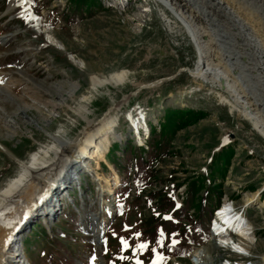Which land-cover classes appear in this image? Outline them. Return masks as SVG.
Instances as JSON below:
<instances>
[{
  "label": "rangeland",
  "instance_id": "374dc122",
  "mask_svg": "<svg viewBox=\"0 0 264 264\" xmlns=\"http://www.w3.org/2000/svg\"><path fill=\"white\" fill-rule=\"evenodd\" d=\"M226 1L244 21L242 36L251 37L252 42L257 39L264 51V0ZM70 2L0 0V88L7 89L9 100L6 108L2 106L3 113L13 117L18 112L23 113L21 110L25 108L29 110L31 105L37 104L39 108L20 116V123L30 122L33 126H16L13 130L17 135L12 139L8 138L10 133L5 131L4 124L1 125L0 190L18 175L19 162L27 161L40 145L47 143L50 132L45 131V126L52 125L53 132L67 127L71 134L66 146L77 145V141L82 142V131L88 122H99L107 115L115 121L116 127L109 135L110 152L106 160L119 165L118 172L124 173L123 177L128 173L130 177L122 179L117 175L116 180V169L105 170L100 165L101 174L93 173L84 180L81 177L83 187L79 188L77 171L83 169L86 174L84 171L90 169L93 172L97 165L78 162L74 168L78 170L73 169L68 174L74 179V201H64L58 212H43L45 221L51 219L52 229L45 234L44 226L39 225L34 231L36 234L30 235L38 239L28 238L31 240L28 257L37 264H136L137 260L152 264L159 254L164 257L160 264H223L230 252L223 248L218 251L216 244H207L206 222L199 225L198 221H180L172 230L168 227L163 231V247L148 239L145 225L153 214L160 213L157 210L159 198L150 200V194L160 191L164 196L168 193L171 197H182L189 182L210 172L213 156L232 146L236 153L224 181V196L245 208L252 222L247 223V228L254 227L255 238L252 236L253 240L249 241L252 245L246 248L251 256L246 261L264 264V123L247 116L253 110L250 100H254L255 95L250 69L243 63L244 54L234 48L241 39L231 31L240 32L239 23L225 15L232 23L224 21L222 24L215 12H211L215 17L205 33L201 24L166 0H100V7L92 12L68 9ZM206 43L217 52L209 49L206 57ZM205 59L210 70L215 69L214 74L208 76L213 81L193 75ZM121 72L129 75L125 85L106 86L92 96L93 77H109ZM49 86L71 98L76 92L77 102L91 94L93 105L86 110L91 116L79 122L67 109L71 105L76 107V101L75 104L64 103V114L47 108L27 91ZM22 98L24 102L19 103ZM65 99L58 97L55 103L62 104ZM256 102L255 110H261L263 115L264 107ZM137 106L145 109L157 129L156 122L164 110L201 111L205 117L179 131L167 147L168 155L149 160V165L142 167L135 177L131 170L133 164L126 159L129 155L124 153L126 142L131 143L133 139L124 117L130 112L129 119H134L133 109ZM38 110L49 114L44 117V123L36 121L40 117ZM155 134L159 137V133ZM66 151L68 157L75 153ZM65 171L67 169L61 166L48 178L40 180L34 198L17 216L15 224L20 231L15 238L28 236L31 227L39 223L38 216L47 206L45 201L42 203L47 197L43 195L44 190H51L54 182L53 189H56ZM221 182L220 178L216 180V184ZM178 184L182 186L175 194L171 185ZM87 217L94 219L90 226L84 224ZM136 233L141 234L138 239ZM240 235L245 238L248 232ZM121 237L128 240V249L122 247ZM173 240L179 242L173 244ZM139 243H148V249L136 250ZM15 248L22 255L19 240L12 244L10 254L16 255ZM196 248H201L198 251L201 254L192 263Z\"/></svg>",
  "mask_w": 264,
  "mask_h": 264
},
{
  "label": "bare ground",
  "instance_id": "6f19581e",
  "mask_svg": "<svg viewBox=\"0 0 264 264\" xmlns=\"http://www.w3.org/2000/svg\"><path fill=\"white\" fill-rule=\"evenodd\" d=\"M166 1L171 6L175 7V9L181 10L182 13L190 16L193 20L201 24L202 25L201 30L202 32H205V33L209 31V26L207 25L209 24V22H211V19L215 16L219 18L218 20L219 22H222V24L224 21L226 24H229V22L232 23V21H230L231 19L233 21H236V23L237 22L239 23L237 24L239 27H241L240 32L238 30H232L231 32L234 31L237 34L238 39L240 38L241 41L237 42L236 47L234 46L233 47L237 50L238 53L241 52L244 54V57L246 60H244L243 63L247 69H250L249 75L253 79V86H254L252 91H254L253 94L255 95L254 100H250L252 102L250 104L252 105L253 110H251L252 112L250 111L251 115L248 113L247 116H249V118H252L253 120H257V121L264 123V114L263 115L261 114V110L260 111L255 110V107L257 106L256 104L258 103L256 102V100H258L259 103L262 104L261 106L264 107V51L259 46V44H257V41H256L257 39H255V41L253 39V42H252L251 37L244 38L242 36L244 21L243 19H240V15L238 16L237 14H235L236 10L234 11L233 10L234 8L232 9V7H230V5L227 3L226 0H166ZM211 12H215L214 14L215 16L212 15ZM225 15H230L231 19L227 21L225 19L226 18ZM233 43H236V42L233 41ZM261 43L263 44V42ZM205 45H206L205 56L209 52V49L213 53L217 52L215 47H214L215 49L212 48V46H210L209 48V43H206ZM241 56L242 55L240 54V57ZM208 63L206 59L203 60L202 64H199L198 68L193 72V75L196 77H204L206 80L213 81L212 79H209L208 76L213 75L215 72V69H211L213 70L212 72L210 70V67H209L210 65H208ZM248 73L249 71L247 72V74ZM128 79H129V75L123 72L113 74L109 77H103V78L93 77L92 82H91V94L92 96L93 94H96V93L98 94L100 89L106 86H112V87L123 86L127 83ZM27 91L31 92L33 94V97L36 100H38V102L44 103L47 108H52L58 112H64V114L66 113V111L64 110V106H65L64 103L66 101L67 102L70 101L71 104L73 103L75 104V101L77 102V100L74 99L75 95L77 94L76 92L74 94V98H71V96H67V94H62L61 92L62 90L58 91L54 87H50V86L46 88L43 87L39 89L38 91H36L33 88H28ZM6 93H7V89L0 88V129L2 128L1 125L4 124L5 131L10 133L8 138L12 139L13 137L17 135V133L13 130V128H15L16 126L29 127V128L31 125L33 126V124L30 122L20 123L18 121L20 116L22 117V115L30 114L29 111L32 108L33 109L34 108L39 109V108L37 104H34V105H31V107L29 106L28 108L29 110H27V108L21 110L23 111L24 114L21 112L20 113L18 112V114L16 113L13 117H10V116L6 117L2 110L3 109L2 106H5L4 108H6L7 103L9 102L8 96ZM91 94L79 100L77 102L76 107L72 105L69 108L67 107V109L72 113L71 116L73 119L80 122V121H83V118L88 119L91 116L89 112H87L89 108L93 105V97L91 96ZM58 97H65L66 99L62 104H56L55 100L58 99ZM23 99L24 98L20 99L19 103H23L24 102ZM253 104H255L256 106H253ZM37 112L39 113L40 117L39 118L35 117L37 119L36 121L38 123H44V117H49V114L42 110H38ZM132 116L135 119V115H132ZM130 119L129 121L132 123V125H134V128L137 133V138L140 142L141 140H140L138 132L144 125L143 123H141L140 119L134 120L132 117H130ZM115 127H116V123L115 121H113L111 117H109V115L105 116L104 119L100 120L99 122L89 121L88 126L82 131V135H83L81 139L82 142L78 144V141H77L76 142L77 145L70 144V146L68 145L66 146V141H68L69 134H71V131L68 130L67 127H63V129L65 130L60 129L58 131L53 132L54 129L52 125L45 126V131L50 132L47 134V141H46L47 143L45 145H40L38 149L36 150V152L32 153V155L29 157L27 161L19 162L18 175L12 178L0 190V264H20L19 263L20 260L17 261L18 257H14L17 255L18 250H13V251H16L14 252L16 253V255L10 254L12 250L9 251L12 244L15 242L14 237L16 236V233L20 231L17 229L16 227L17 225L15 224V222H16L17 216L19 215L20 211L27 205V203H29L34 198V194L37 192V190H39V188H36V187L39 185L40 180H44L45 177L48 178V176H50L52 172L57 171V169L60 168L61 166L67 169V171L63 173V176H61L63 180L61 179V181L57 184L56 189H53L54 183H55L54 182L50 187L51 190L50 189L44 190L45 194L43 195L47 196L46 197L47 199L45 198V200H43L42 203H44L45 201L44 205L47 204V206L43 207L44 211L40 213H43V212H46L48 214L55 213L57 212L56 207L60 206L57 203V196L61 192L60 189L62 186H66L67 184H71L73 182L74 179L72 177L70 178V175L68 174L76 167L77 164L80 163L79 159L83 158L84 162L93 161L97 165V170L99 169V166H98L99 162H106L105 154L108 151L109 145H110L109 135L113 133ZM144 131L146 130L144 129ZM67 149L71 150L72 152H75L74 155L68 157V154L66 151ZM64 175H66V177H64ZM115 177H116V180H118L116 175ZM53 198H55V201H52ZM55 203L57 204L56 206H55ZM38 209H42V207ZM227 210H228V207L224 209L223 215H221V219H220L221 222L225 224L219 227L216 233L218 234L223 233L226 229L229 232L230 231L235 232L239 234V236H241L240 234L244 232L246 234L248 232V235H245L246 237L244 238V240L252 241L253 237L250 235L249 230L253 228L251 225L249 228H247L250 222H248V224L245 226L244 225L241 226L244 222H246L243 216L234 215L232 218L231 216L227 217L228 215ZM83 221H84V224L86 223L87 226H90L93 223L94 219L87 217V218H84ZM104 225L105 223L103 224V226ZM241 238H239V240H241ZM230 240L232 239L229 236H222V235L220 236L221 243L230 242ZM249 241H246L243 243V245L245 244L244 246L245 249L242 248V251L246 252L247 251L246 248L252 245L251 243H249ZM215 248L218 251H220V246L217 245L215 246ZM200 254L201 252H198L196 257H194L195 261H196L197 256L200 257ZM249 255L251 256V254ZM229 263H230V257L226 258L223 264H229ZM250 263L254 264L252 261Z\"/></svg>",
  "mask_w": 264,
  "mask_h": 264
},
{
  "label": "trees",
  "instance_id": "16d2710c",
  "mask_svg": "<svg viewBox=\"0 0 264 264\" xmlns=\"http://www.w3.org/2000/svg\"><path fill=\"white\" fill-rule=\"evenodd\" d=\"M68 9L84 11L86 9L88 12L100 7V0H71ZM162 112V111H161ZM163 122L160 127L159 137L156 136L155 131H152V136L148 142L150 153L147 155L148 159H160L164 155H168L167 147L171 145L175 136L182 129L197 123L199 120L205 117V113L201 111L193 110H183V109H173L164 110L162 113ZM129 154H131L130 161L134 164L133 172L139 173L142 171V167L148 165V161L143 157L141 153L132 151L131 147H127ZM141 151H143L141 149ZM236 150L232 146L224 148L220 153L213 156L212 162L210 164V172L206 176H199L192 180L186 185V197L184 199V205L178 210H174L171 215L174 218L187 219L188 211L194 209L197 213V218L199 223H203L207 216L210 215V207L215 198L220 200L224 194L223 187L224 181L228 175L229 168L232 166V159L234 158ZM123 176V174H120ZM149 175V174H148ZM129 177V175H128ZM221 179L223 182L216 184L217 179ZM210 182V185H207ZM182 184H178L175 188L181 187ZM139 187V186H138ZM200 193H203L200 196ZM158 199V212H168L172 210V202L166 198L160 191H155L150 194L149 199ZM146 226V233L151 240L156 241L158 237V228L167 229L170 227H176L171 222L163 221L159 215H153L149 218ZM33 238V236L31 237ZM29 243V242H28Z\"/></svg>",
  "mask_w": 264,
  "mask_h": 264
},
{
  "label": "snow or ice",
  "instance_id": "6c2138e0",
  "mask_svg": "<svg viewBox=\"0 0 264 264\" xmlns=\"http://www.w3.org/2000/svg\"><path fill=\"white\" fill-rule=\"evenodd\" d=\"M165 219H171V217H165ZM125 228L127 230V226H125ZM140 235H141L140 233L135 234L137 239L140 237ZM173 235H175V234H173ZM178 242L179 241H177V240H173V244H176ZM120 243L124 249L129 248L128 240L124 239L123 237L120 238ZM157 243L160 244L162 247L164 246V232H163V230L160 231V235H159V239H158ZM148 247H149L148 243H139L136 245V250L142 252V251L148 249ZM153 251H155V250H153ZM126 258L127 257H121V259H126ZM162 260H164V257L162 255L157 254V256H156L155 260L152 262V264H160V262ZM136 264H142V261L137 260Z\"/></svg>",
  "mask_w": 264,
  "mask_h": 264
}]
</instances>
